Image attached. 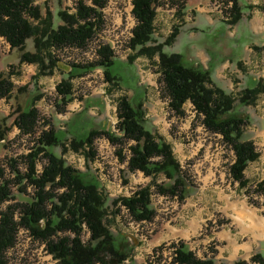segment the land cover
Segmentation results:
<instances>
[{
  "label": "rangeland",
  "instance_id": "obj_1",
  "mask_svg": "<svg viewBox=\"0 0 264 264\" xmlns=\"http://www.w3.org/2000/svg\"><path fill=\"white\" fill-rule=\"evenodd\" d=\"M77 1L31 0V5L39 6L40 18L47 13L50 26L55 28L61 24L57 12L73 13ZM80 1L91 4L90 0ZM186 1H156L152 41L162 42L176 29L173 41L162 49L167 53H179L185 65L198 63L197 54L203 49L211 50L210 56L215 61L227 59L224 76L220 73L223 79L214 82L210 73L211 87L220 88L231 96L232 110L243 120L244 137L253 142L258 152V157L243 170L247 180L245 188L251 189V185L259 181L255 180L264 173V167L259 163L260 155L261 159L264 157V33L259 28L264 24V11L260 9L264 0H236L240 18L233 24L229 23L232 0H203L202 4H198L201 10L190 8L188 11ZM122 6L120 0L105 1L104 11H100L102 22L85 45L63 44L45 49L65 65L75 63L85 66L95 60L94 53L100 45H109L115 60L108 70L119 80L106 81L99 67L92 70L83 68V72L75 76L68 75L69 70L64 71L56 66L41 72L38 62L18 61L19 51H2L3 44L0 42V74L7 76L8 73L11 83V94L0 96V119L6 127L4 139L0 142V167L10 189V198L0 203V211L6 205H19L33 196V186L25 178L28 164L25 155L41 132L52 130L60 139L52 145L51 152L81 173L84 179L97 183L105 201L103 225L116 239L123 237L132 247L124 264H172V245L182 242L168 239V236L173 228L179 226L178 212L186 197L194 200L201 196L210 200L215 197L216 190L223 194L241 192L247 202L248 197L245 188L237 186L228 173V164L233 157L230 147L221 141L219 135L203 126L201 116L194 111L191 103L187 101L182 105V114L168 108L156 55L137 54L136 50L128 47L130 32H121L124 14L120 17L121 25L116 26L117 14ZM253 11L257 12L254 17ZM31 22L35 24L36 20ZM23 50L33 52L31 38L25 41ZM52 50L56 52L51 53ZM204 56L209 55L204 53ZM45 58L46 55L44 60L47 61ZM61 80L69 84V92L63 101V94L55 90ZM255 86L259 91L251 102H239L238 97L244 93V89ZM133 93L136 96L133 97ZM35 95L38 98L33 99L32 106L36 118L30 132L24 133L14 124V117L16 111L27 107ZM122 96L130 100L138 99L144 114V125L155 139L169 145L186 184L187 195L183 200L168 193L158 194L155 184L170 183L161 173L153 179L140 171L124 173L130 155L128 146L132 142L122 137L114 142L100 132L104 129L118 133L116 104ZM89 129H95L98 134L90 144L83 142L74 149L72 139H84ZM100 139L108 140L107 151L99 147ZM44 163L45 158L39 153L34 160L36 173L40 172ZM14 170H17L19 178L14 177ZM145 185L149 186V205L154 212L150 220L137 221L119 202L112 203L113 199L129 196ZM250 198L256 202L254 206H261L264 201V197L258 194H252ZM17 213L18 206H15V219ZM210 228L208 221L201 226L200 232ZM140 235L143 237L140 238ZM87 238L88 233L82 223L80 239L84 242ZM195 250L191 251L196 255ZM2 259L5 264H58L47 252L45 242L30 235L22 226H17L14 244L3 253Z\"/></svg>",
  "mask_w": 264,
  "mask_h": 264
},
{
  "label": "trees",
  "instance_id": "obj_2",
  "mask_svg": "<svg viewBox=\"0 0 264 264\" xmlns=\"http://www.w3.org/2000/svg\"><path fill=\"white\" fill-rule=\"evenodd\" d=\"M105 1L90 0V5L77 1L73 13L57 12L61 24L52 28L49 15L46 13L47 15L40 18L39 6L31 5V0H0V35L8 42L10 51H19L18 61L38 62L41 72L51 70L58 59L45 52V49L63 44L85 45L95 33L97 25L102 22L100 9ZM156 1L131 0V12L136 19V25L131 30L128 47L136 50L137 54H147L149 57L156 55L160 82L168 98V108L176 114H182V105L187 101L191 103L194 111L201 116L203 126L211 133L219 135L221 141L230 147L233 157L228 164V173L237 186L245 188L247 180L243 176V170L258 157V152L253 142L244 137L243 120L232 110L231 96L220 88L211 87L209 68H203L198 63L185 65L179 53L163 51L162 47L173 41L176 29L162 42L152 41ZM260 9L264 11V5ZM229 13L230 24L240 18V8L236 0H232ZM29 20L36 22L31 24ZM28 38L32 39L33 52L23 50ZM94 54L95 60L85 66L71 63L68 75H78L83 72V68L92 70L99 67L106 81L119 80L108 70L115 60L109 45H100ZM44 55L47 56V61L44 60ZM68 86L66 80H61L55 87L58 93L63 94L62 101L69 92ZM257 91L259 90L256 86L245 88L244 93L238 97L239 102H251ZM10 92L8 73L7 76L0 74V96L11 94ZM36 97L37 95L32 97L27 107L16 111L14 124L21 132H30L33 127L36 112L32 104ZM116 116L118 133H110L104 129L100 132L114 142L121 137L132 142L128 146L130 155L127 159V170L130 173L140 171L151 179L161 173L170 183L155 184L158 194L168 193L176 195L180 201L183 200L187 190L180 165L169 145L155 139L144 125V114L138 99L120 97L116 104ZM74 124L76 127V123ZM5 132L6 127L0 119V142L4 139ZM96 134L98 131L89 129L84 139H72V147L76 149L83 142L90 144ZM59 139L52 130L43 131L25 155L28 160L25 178L33 186L34 193L29 201L19 205H6L0 211V264H5L2 255L14 244L17 226L26 228L30 235L43 240L47 252L58 264H124L123 261L127 259L132 247L123 237L116 239L103 225L105 201L98 191L97 183L84 179L81 173L51 152L52 145ZM39 153L45 158V163L40 172L36 173L34 160ZM2 172L0 167V203L10 198L9 184L3 178ZM17 173L14 170V177L19 178ZM245 191L248 203L255 205L256 202L250 196L258 194L264 197V178L251 185V189L245 188ZM149 196V186L145 185L135 189L129 196L113 199L112 203L119 202L133 219L148 221L154 213L149 205ZM15 206H18L16 219L13 215ZM82 223L88 233L84 242L80 239ZM65 232L68 235H63ZM172 246V264H213L211 256L199 258L180 242ZM251 263L264 264V257L254 254L247 262L237 260L232 264Z\"/></svg>",
  "mask_w": 264,
  "mask_h": 264
},
{
  "label": "crops",
  "instance_id": "obj_3",
  "mask_svg": "<svg viewBox=\"0 0 264 264\" xmlns=\"http://www.w3.org/2000/svg\"><path fill=\"white\" fill-rule=\"evenodd\" d=\"M42 1L47 0H34ZM202 2L203 0H187L186 11L190 8L201 10L198 4ZM256 13L253 11V17ZM262 20L264 23V18ZM259 28L264 33V24ZM204 53L209 56L205 57ZM211 53V50L205 49L198 52V63L203 68L211 69L210 73L215 82L224 78L223 72L228 67V61L225 58L215 61L210 56ZM220 73H223V76ZM259 158L260 165L264 167V157L261 159L260 155ZM262 178L264 173L255 181ZM214 194L215 197L210 200L201 196L195 197L194 200L186 197L178 212L179 226L172 229L168 239H178L190 250L196 249L197 256H203L207 249L213 251V264H231L237 260L247 262L254 254L264 257L263 207L249 204L241 192L223 194L216 190ZM208 221L211 228L200 232L201 226Z\"/></svg>",
  "mask_w": 264,
  "mask_h": 264
},
{
  "label": "built area",
  "instance_id": "obj_4",
  "mask_svg": "<svg viewBox=\"0 0 264 264\" xmlns=\"http://www.w3.org/2000/svg\"><path fill=\"white\" fill-rule=\"evenodd\" d=\"M123 2V6L121 7V11H119V14H117L118 16V21L116 23V26L118 27L119 25H121V21H120V17L122 14H124V23L121 26V32H130V30L132 29V27L135 24V19L133 18V16L130 14V9H131V4H130V0H120ZM109 3V2H108ZM230 4V2H229ZM108 6V4H107ZM102 11H104V8L102 9ZM0 42L3 44L2 46V51L8 52L9 50V44L6 41V39L3 36H0ZM55 51H51V53H54ZM99 147L105 149L107 151V147L109 146L108 140L107 139H100L99 140ZM143 236L140 235V238H142Z\"/></svg>",
  "mask_w": 264,
  "mask_h": 264
},
{
  "label": "water",
  "instance_id": "obj_5",
  "mask_svg": "<svg viewBox=\"0 0 264 264\" xmlns=\"http://www.w3.org/2000/svg\"><path fill=\"white\" fill-rule=\"evenodd\" d=\"M56 66H57V68L62 69L64 71H68L70 69V65H65V64H63L62 62H59V61L56 62ZM126 172H129V171L126 170L124 173H126Z\"/></svg>",
  "mask_w": 264,
  "mask_h": 264
}]
</instances>
